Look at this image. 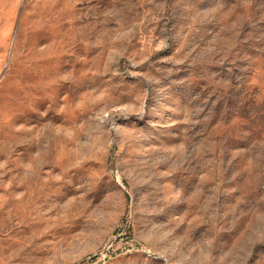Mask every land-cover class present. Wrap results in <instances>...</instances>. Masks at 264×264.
Instances as JSON below:
<instances>
[{
	"label": "rangeland",
	"instance_id": "1",
	"mask_svg": "<svg viewBox=\"0 0 264 264\" xmlns=\"http://www.w3.org/2000/svg\"><path fill=\"white\" fill-rule=\"evenodd\" d=\"M0 264H264V0H0Z\"/></svg>",
	"mask_w": 264,
	"mask_h": 264
}]
</instances>
